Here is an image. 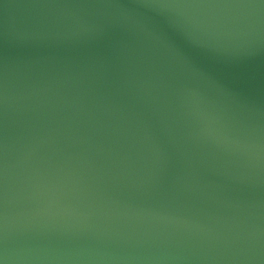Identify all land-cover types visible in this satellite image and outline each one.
<instances>
[{"label":"water","instance_id":"95a60500","mask_svg":"<svg viewBox=\"0 0 264 264\" xmlns=\"http://www.w3.org/2000/svg\"><path fill=\"white\" fill-rule=\"evenodd\" d=\"M0 264H264V0H0Z\"/></svg>","mask_w":264,"mask_h":264}]
</instances>
